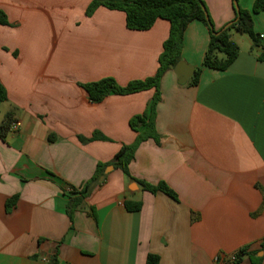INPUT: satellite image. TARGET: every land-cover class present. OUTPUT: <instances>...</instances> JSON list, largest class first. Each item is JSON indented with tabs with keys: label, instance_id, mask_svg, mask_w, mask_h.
Here are the masks:
<instances>
[{
	"label": "crops",
	"instance_id": "crops-1",
	"mask_svg": "<svg viewBox=\"0 0 264 264\" xmlns=\"http://www.w3.org/2000/svg\"><path fill=\"white\" fill-rule=\"evenodd\" d=\"M202 1L216 29L234 20L231 0ZM91 2L0 0L9 23L0 24V82L8 96L0 125L7 113L17 124L0 136V264H146L149 254L158 264H226L245 248L244 264H264V60L257 58L264 12L253 15L257 47L230 32L239 55L225 71L201 66L209 33L190 22L181 61L201 69L197 84H189L192 77L180 84L174 69L160 81V143H141L129 172L164 182L177 200L111 168L70 222L66 187L78 188L97 163L133 143L128 121L154 93L91 103L80 84L111 77L125 86L152 77L170 28L158 19L148 30H129L121 11L99 6L87 16ZM253 3L238 0L244 10ZM94 132L108 140L79 142ZM126 201L140 202V210L127 211Z\"/></svg>",
	"mask_w": 264,
	"mask_h": 264
},
{
	"label": "trees",
	"instance_id": "trees-1",
	"mask_svg": "<svg viewBox=\"0 0 264 264\" xmlns=\"http://www.w3.org/2000/svg\"><path fill=\"white\" fill-rule=\"evenodd\" d=\"M235 12V18L229 24L216 29L209 17L205 4L202 0H105L98 2L92 0L86 9L87 16L93 14V11L103 6L108 10H117L125 13V24L129 30L145 31L150 29L156 20H166L169 23V34L167 39L162 44V51L158 57V67L155 74L144 80H134L127 83L125 86H119L111 77L102 78L98 81L80 84L81 88L88 94V100L91 103L101 102L110 94L114 95H129L139 93L146 90H154L152 99L148 104L144 113L135 115L128 121L131 131L136 133V138L133 143L122 145L110 162L97 163L93 175L78 188L67 186L65 194L69 198L66 205V213L70 222L74 212L80 208L81 203L87 198L92 190L101 186L104 182L99 179L104 174V169L107 166H112L114 169L120 170L131 181L138 184L142 190L156 194H163L177 200L176 193L171 190L164 182L150 184L143 180L136 179L131 176L129 166L135 158L137 147L151 139L156 144L160 143V136L155 130V113L157 104L161 100L159 89L160 81L163 75L175 68L181 61V51L183 48V36L188 24L192 21L201 22L208 30L209 41L204 52L202 67L218 71L227 70L237 59L239 55V47L231 38V31L234 30L239 34L246 35L254 47L258 46V38L253 30V15L264 12V0H254L251 10H244L238 5V0H231ZM237 3L235 8L234 3ZM7 16L0 11V24L8 25ZM259 60H264V51L257 57ZM201 69H196L189 82L191 85H196ZM6 90L0 82V103L7 100ZM13 122L12 114L7 113L0 125L1 139L7 137L9 126ZM79 142L87 143L96 140L107 141L99 132H94L90 138L82 136L77 137ZM53 137L49 136L48 141H53ZM16 196L9 199L6 204V210L9 211L15 206ZM125 208L129 212L139 211L141 203H131L126 201ZM247 249H241L240 255L246 254ZM250 257H255L250 254ZM252 258V257H251ZM252 260V264H254ZM159 257L149 254L146 258V264H158Z\"/></svg>",
	"mask_w": 264,
	"mask_h": 264
},
{
	"label": "water",
	"instance_id": "water-1",
	"mask_svg": "<svg viewBox=\"0 0 264 264\" xmlns=\"http://www.w3.org/2000/svg\"><path fill=\"white\" fill-rule=\"evenodd\" d=\"M98 2H104L105 0H97ZM235 8H237V3H234ZM174 73L178 77V82L180 84H184L188 79H190L193 76L194 68L192 66H189L185 64L183 61H180L174 68ZM112 167H108L104 170L103 176L100 177L99 181H103L105 178V175L111 169Z\"/></svg>",
	"mask_w": 264,
	"mask_h": 264
},
{
	"label": "built area",
	"instance_id": "built-area-1",
	"mask_svg": "<svg viewBox=\"0 0 264 264\" xmlns=\"http://www.w3.org/2000/svg\"><path fill=\"white\" fill-rule=\"evenodd\" d=\"M263 36L261 35L260 38H262ZM17 129V124L15 122H12L9 126V130L11 131H14ZM45 262H47V264L50 263V259L48 258H45L44 259ZM220 261V258L217 257L215 259V262H218ZM224 261L226 262V264H244L243 261H242V255H240L238 252H235V253H232V254H229L227 255L225 258H224Z\"/></svg>",
	"mask_w": 264,
	"mask_h": 264
}]
</instances>
